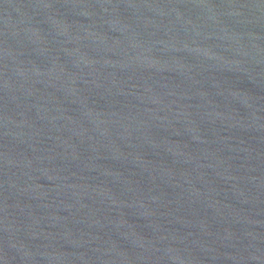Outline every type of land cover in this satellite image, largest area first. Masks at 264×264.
<instances>
[{"label": "water", "instance_id": "95a60500", "mask_svg": "<svg viewBox=\"0 0 264 264\" xmlns=\"http://www.w3.org/2000/svg\"><path fill=\"white\" fill-rule=\"evenodd\" d=\"M0 264H264V0H0Z\"/></svg>", "mask_w": 264, "mask_h": 264}]
</instances>
